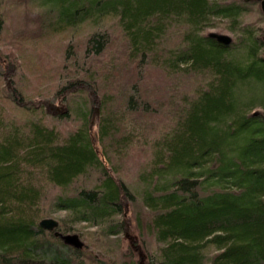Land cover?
Returning a JSON list of instances; mask_svg holds the SVG:
<instances>
[{
	"label": "trees",
	"instance_id": "obj_1",
	"mask_svg": "<svg viewBox=\"0 0 264 264\" xmlns=\"http://www.w3.org/2000/svg\"><path fill=\"white\" fill-rule=\"evenodd\" d=\"M39 1L43 12L25 18L26 25L37 24L33 38L44 41L83 24L92 32L83 43L85 64L69 57V47L64 50L58 73L68 76L52 99H28L8 83L2 88L4 101L32 119L18 125L0 117V264L93 263L86 244L74 249L39 227L41 220L63 212L67 218H58L56 231L68 234L70 222L81 224L85 240L101 238L89 231L92 226H101L102 237L121 232L129 237L134 224L146 251L130 237L137 258L127 257L124 264L148 259L147 264H264V28L249 20L264 22L259 3ZM112 21L126 49L122 60L110 58L107 66L100 58L113 56L108 54L113 37L102 26ZM214 28L235 40L220 45L208 37ZM176 29L178 45L167 47L164 42ZM94 61L95 69L83 68ZM126 63L133 64L131 77L156 70L162 80L156 90L164 89V98L168 91L172 99L155 103L142 97L129 70L122 72ZM1 65L3 76L7 71ZM190 79L201 81L199 88H189ZM75 97L86 111L80 112L79 126L60 140L44 119L55 120L54 102L63 108L59 118H67ZM117 109L147 122L160 109L171 112L173 125L158 144L161 154L138 177L140 191L118 176L113 162L125 158L127 150H107ZM84 176L93 178V185L73 191ZM44 184L59 194L48 197Z\"/></svg>",
	"mask_w": 264,
	"mask_h": 264
},
{
	"label": "rangeland",
	"instance_id": "obj_2",
	"mask_svg": "<svg viewBox=\"0 0 264 264\" xmlns=\"http://www.w3.org/2000/svg\"><path fill=\"white\" fill-rule=\"evenodd\" d=\"M43 10L44 7L39 0H0V62L6 67L7 71L4 73L5 75L0 76V117L1 115L3 117L8 116L13 123H17L18 125L23 121L31 120L32 116L28 118L27 114L26 116L16 111L8 103V100L4 101L2 97L3 93H1L3 86L7 83L14 85L26 98L31 100L52 99L56 87L62 84L68 76L65 73L59 76L58 73V69L61 67L62 60L65 56L64 50L66 51L67 47H69V57H72L73 60L75 59L78 65L85 64L82 61L84 55H86L83 43L88 34L92 32L90 26L83 24L73 32L56 33L44 41L37 40V38H33L32 36L37 24L32 23L26 25L25 18L27 16L29 19L35 18ZM249 20L255 23L256 26L264 28V22L258 21L255 16H252ZM102 27L113 37L112 45L108 50V54H113V56L109 57V55H104L100 58L101 62L104 61L109 66L111 65L110 58H113L111 60L115 62L120 60L122 58V52L126 48L123 46L124 41H121L120 35L117 33L118 27L114 21L107 22ZM173 32L172 37H168L166 42H164V45L167 47L178 45L177 42L180 40L178 29L173 30ZM209 33L225 34L230 36L232 40H235L236 37L230 32L216 28L208 30L207 34ZM70 45L73 47H70ZM161 47L163 46L161 45ZM117 56H119L118 60ZM78 65L77 67L81 70V66ZM96 66V61H94L87 66L85 65L83 68L93 70ZM132 67V63H126L122 72H127L126 69H128L131 77L130 70ZM155 71L153 70V73H150L151 76L147 75V72L144 71L140 77H131V84L139 87L138 90L142 93V97L147 96L149 99L152 98L155 103L156 100L161 103L162 101H166V99H172L168 91L166 98H164L165 90L163 89V92L162 89H159V91L156 90L162 80ZM160 80L161 82H159ZM188 83L189 88L192 86L197 89L201 81L197 82V80L190 79ZM181 93L184 96L185 92L182 91ZM159 96L163 99L161 98L159 100ZM53 105L51 110L56 114L53 115V118L56 117L55 120L51 116H47L44 121H46L48 128L58 132L59 139L62 140L68 134L69 130L79 126V120L82 119L80 112L82 109L86 111V108L82 99L75 97L69 101L68 117L60 119V115L58 114L63 111V108L56 102ZM170 114L171 112H168L166 109H160L156 115L149 118L148 122L142 118L140 119L138 116L134 118L129 116L130 114L125 113V110L120 111L117 109L111 114V120L115 123L116 127L114 131L116 132L109 137L112 143L109 147L107 146V150H110L113 154L120 148H124L125 151L127 150L124 156L125 158L114 159L113 162L118 168V176L120 175L131 189L138 190L140 188L138 190L140 191L143 188L138 177L143 170L148 171L155 156L161 154L158 149V144L161 139L166 137L169 128L173 125L170 124ZM1 128L3 126L0 127V131ZM93 130L96 131L97 128ZM122 137L126 138L123 139ZM37 173L38 171H35V176L38 180L39 175ZM93 181V178L87 176L79 177L71 186V189L74 191L76 188L78 190L80 188H89L93 185ZM44 189L47 190L46 194L48 197L59 194L58 188L52 186L47 187L44 184ZM131 213L132 211H130ZM66 214L64 212L54 213L50 218L58 221L60 217L67 218ZM69 225L70 229L68 234H78L83 243L87 245V251L90 249V253L88 252L85 255L94 259L93 263H90L91 261H85L84 264H124L127 257L135 258L136 256V252H132L133 242L130 237L133 238V241L136 239L138 243H141V240L138 239L134 231V224H131L129 227V231H131L129 237L125 236L124 232H121L117 237H102V234L99 233L100 229H102L101 226H92L89 231H96L101 238L97 235L95 238H89L88 240L83 239L84 237L82 236L83 234L85 237L88 235L84 225L74 224L73 222H70ZM139 246L143 251H146L143 243L139 244ZM155 248L157 247H151L152 250ZM53 250L63 251L57 247H53ZM211 251L208 250L207 253L210 255L213 253ZM143 261L144 259L141 257V263ZM147 261L149 259L145 260V264H147ZM79 263L83 264L81 259H79Z\"/></svg>",
	"mask_w": 264,
	"mask_h": 264
},
{
	"label": "water",
	"instance_id": "obj_3",
	"mask_svg": "<svg viewBox=\"0 0 264 264\" xmlns=\"http://www.w3.org/2000/svg\"><path fill=\"white\" fill-rule=\"evenodd\" d=\"M260 5V10L264 15V0H255ZM208 37L214 39L217 43L223 46H229L232 43V38L225 34L218 33H209ZM39 227L43 230L53 232L54 236L59 238L62 243L66 246L72 247L77 250H81L85 247L83 241L81 240L78 234H63L59 231H56L58 228V221L53 218H45L39 222Z\"/></svg>",
	"mask_w": 264,
	"mask_h": 264
}]
</instances>
